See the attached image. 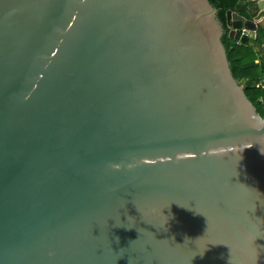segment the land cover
Here are the masks:
<instances>
[{
    "label": "water",
    "instance_id": "1",
    "mask_svg": "<svg viewBox=\"0 0 264 264\" xmlns=\"http://www.w3.org/2000/svg\"><path fill=\"white\" fill-rule=\"evenodd\" d=\"M217 14L0 0V264H264V118Z\"/></svg>",
    "mask_w": 264,
    "mask_h": 264
},
{
    "label": "trees",
    "instance_id": "2",
    "mask_svg": "<svg viewBox=\"0 0 264 264\" xmlns=\"http://www.w3.org/2000/svg\"><path fill=\"white\" fill-rule=\"evenodd\" d=\"M218 10L217 18L223 24V45L234 78L244 84V92L256 112L264 118V90L257 89L255 83L264 76V58L259 59L256 47L264 45V29L258 27L256 36L248 45H237L231 40L226 27V12L232 11L252 20L258 12L255 2L250 0H208Z\"/></svg>",
    "mask_w": 264,
    "mask_h": 264
},
{
    "label": "crops",
    "instance_id": "3",
    "mask_svg": "<svg viewBox=\"0 0 264 264\" xmlns=\"http://www.w3.org/2000/svg\"><path fill=\"white\" fill-rule=\"evenodd\" d=\"M250 1H252V0H250ZM259 27L264 29V19L259 23ZM250 36H251V40H253L255 38L256 34L255 35L251 34ZM251 40H250V42H251ZM256 51L259 53L258 54L259 59L264 58V45H262L261 47H256Z\"/></svg>",
    "mask_w": 264,
    "mask_h": 264
},
{
    "label": "built area",
    "instance_id": "4",
    "mask_svg": "<svg viewBox=\"0 0 264 264\" xmlns=\"http://www.w3.org/2000/svg\"><path fill=\"white\" fill-rule=\"evenodd\" d=\"M237 45H240L241 43L236 41ZM255 87L257 89H262L264 90V76L262 78H260L256 83H255Z\"/></svg>",
    "mask_w": 264,
    "mask_h": 264
},
{
    "label": "rangeland",
    "instance_id": "5",
    "mask_svg": "<svg viewBox=\"0 0 264 264\" xmlns=\"http://www.w3.org/2000/svg\"><path fill=\"white\" fill-rule=\"evenodd\" d=\"M244 86V84H242Z\"/></svg>",
    "mask_w": 264,
    "mask_h": 264
}]
</instances>
